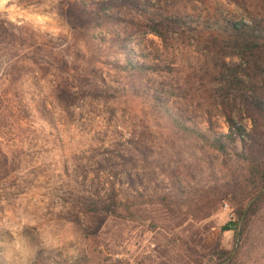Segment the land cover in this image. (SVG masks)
<instances>
[{"label": "rangeland", "instance_id": "rangeland-1", "mask_svg": "<svg viewBox=\"0 0 264 264\" xmlns=\"http://www.w3.org/2000/svg\"><path fill=\"white\" fill-rule=\"evenodd\" d=\"M111 2L0 0V84L13 99L0 106V162L10 168H0L3 264L163 260L152 251L162 241L149 232L129 228L117 244H102L101 255L82 235L102 224L82 204L141 187L145 147L159 144V116L151 101L138 97L146 90L178 120L209 135L227 132L225 116L251 127L239 96L262 91L254 77L264 52L248 50L240 59L221 26L254 18L264 28V0ZM127 58L143 67L140 80L119 68ZM125 91L131 94L113 97ZM21 121L33 124V134ZM230 217L223 205L209 239ZM221 243L230 249L233 232L223 233ZM263 258L264 209L237 264H263Z\"/></svg>", "mask_w": 264, "mask_h": 264}, {"label": "trees", "instance_id": "trees-1", "mask_svg": "<svg viewBox=\"0 0 264 264\" xmlns=\"http://www.w3.org/2000/svg\"><path fill=\"white\" fill-rule=\"evenodd\" d=\"M116 3L117 0H112L110 4ZM105 10L104 7L97 11L96 16ZM253 19L228 20L221 26L240 48V59L248 50L264 52V28ZM154 31L160 35L158 30ZM21 58L22 55L12 56L6 65ZM119 68L138 74L137 80H140L143 67L136 66L129 58ZM247 76L249 79L250 75ZM257 77L262 91L254 89L239 96L241 110L246 112L251 127L246 128L235 118L225 116L226 133L209 135L186 125L162 107L160 96L150 90L138 95L151 101L154 105L151 109L164 120L161 122L158 118L155 122L159 144L157 150L145 147L142 173L137 175L141 187L133 188L123 197L114 192L109 200L98 196L91 206L82 204L85 212L102 221L101 227L82 230V235L92 238L99 247L98 255L102 254V244L110 241L111 245L117 244L130 228V231L149 232L160 238L161 244L152 249L155 257L163 259L157 264H173L174 261L237 264L238 253L253 222L264 209V64L257 67L254 78ZM130 94L119 92L113 97ZM11 97L0 84V106L11 104ZM20 99L23 100V96H18L17 100ZM20 126L26 129L28 136L33 134L30 130L33 124L21 121ZM4 161L0 162V168L7 173L10 168ZM223 205L230 210V220L209 239L215 228L213 218ZM225 232H233L230 249L221 243ZM86 260L84 257L72 264H90ZM0 264H3L1 258ZM115 264L127 263L115 260Z\"/></svg>", "mask_w": 264, "mask_h": 264}]
</instances>
